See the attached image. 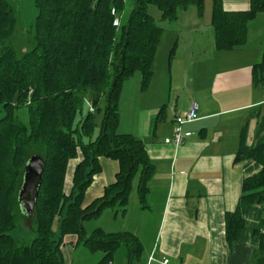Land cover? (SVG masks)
Segmentation results:
<instances>
[{"label": "trees", "instance_id": "16d2710c", "mask_svg": "<svg viewBox=\"0 0 264 264\" xmlns=\"http://www.w3.org/2000/svg\"><path fill=\"white\" fill-rule=\"evenodd\" d=\"M205 1L132 0L123 22L125 0H34L33 47L18 58L5 46L16 28L15 11L8 0H0V264H65L62 247L67 236L76 238L75 247L101 253L96 264L112 263L120 248L126 250L128 264L139 261L142 246L136 236L100 228L86 235L83 222L98 219L103 211L115 207V216H124L136 178L143 204L155 173L143 142L118 132L122 85L139 73L142 89L146 88L162 35L148 7H155L162 20L172 21L188 7L201 16ZM263 11L264 0H250L245 12H226L221 0H213L215 49L229 51L243 45L247 24ZM252 84L264 91V49L260 62L252 68ZM86 102H91L93 112L75 123ZM24 106L29 115L27 127L14 115ZM32 156L41 157L45 169L36 207L26 218L17 196L24 167ZM100 158L116 161L118 173L102 197L84 207L85 192L100 172ZM77 159L80 161L71 167ZM248 160L257 163L260 171L244 179L235 211L225 216L229 247L243 230L246 207H260L264 214V142L246 148L242 139L235 162ZM20 217L33 222L30 243L20 244L12 236ZM55 222L57 232L53 231ZM253 236L258 241L254 264H264V218Z\"/></svg>", "mask_w": 264, "mask_h": 264}, {"label": "crops", "instance_id": "0c3cea01", "mask_svg": "<svg viewBox=\"0 0 264 264\" xmlns=\"http://www.w3.org/2000/svg\"><path fill=\"white\" fill-rule=\"evenodd\" d=\"M212 2L205 1L201 16L188 7L172 21L162 20L158 11L159 45L167 40L169 53L159 64L156 52L145 89L136 73L122 85L118 132L141 140L155 168L143 204L137 191L129 196L123 225L115 231L131 233L140 242L142 254L136 264L164 260L168 264H254L258 241L253 231L264 218L262 209L246 207L243 230L232 247L225 238V216L235 211L244 179L260 171L254 161L235 162V158L242 139L246 148L264 142V91L252 84V68L264 49V11L247 24L243 45L217 51ZM221 2L226 12H245L250 4V0ZM192 102L198 105L197 120L183 125L182 131L189 135L175 147L174 119ZM99 165V174L85 192L84 207L115 182L118 163L100 158ZM69 240L73 245L76 238ZM67 249L62 247L65 264L75 251ZM112 264H128L124 248Z\"/></svg>", "mask_w": 264, "mask_h": 264}, {"label": "rangeland", "instance_id": "374dc122", "mask_svg": "<svg viewBox=\"0 0 264 264\" xmlns=\"http://www.w3.org/2000/svg\"><path fill=\"white\" fill-rule=\"evenodd\" d=\"M15 11L16 16V28L14 33L5 43V46L8 48H11L13 51H15L16 56L20 58L23 54H25L27 51L31 50L33 47V24L35 17L37 15V10L34 5V0H8ZM126 6L124 13L122 15V21L125 22L128 18L131 6H132V0H125ZM194 8V7H190ZM195 9V8H194ZM148 13L155 18V22L157 25H159L160 17L158 10L153 7H148ZM170 49V43L167 40H164L161 42V44L158 47L157 55L155 62H164L167 55L168 50ZM164 66V65H163ZM135 76L139 77V73H136ZM104 105V102L102 101L100 103V108H102ZM89 112V108L86 103H84L81 113L77 114L75 123H78L86 114ZM15 118L21 123L23 126H28L29 123V115H28V109L26 106L20 107L19 109L15 110ZM3 117V112L0 108V118ZM101 121V114L96 115V124L97 129L95 132V135L98 133L99 123ZM94 135V136H95ZM74 163V162H73ZM73 164L71 165V167ZM69 178L70 175H66L65 184H66V192H68L67 188L69 189ZM136 183L137 179H135L132 191L130 194V197L132 194L136 196ZM117 210V207L113 209H107L103 211V213L100 215L98 219H92L88 221L83 222V229L86 235H89L92 231H94L97 228L103 229L105 232H113L115 233L116 230H119L122 222H123V216H121L119 213L115 216V211ZM26 219V218H25ZM22 217H20L16 223V228L12 232L13 238L18 243H30L34 238V226L33 222L27 221ZM123 227V226H122ZM53 231L57 232V222L53 225ZM70 236H67L64 238L65 245L63 247L69 249H74V254L71 256L70 260H66L67 264H96L100 258L101 253H89L86 249H84L81 246L75 247L74 244L70 245ZM120 252H123V248L119 249L114 259L120 254ZM98 256H100L98 258ZM67 257V256H66ZM68 258V257H67ZM73 258V259H72ZM69 259V258H68ZM72 259V262H71ZM95 259V260H94ZM98 259V260H97Z\"/></svg>", "mask_w": 264, "mask_h": 264}, {"label": "water", "instance_id": "95a60500", "mask_svg": "<svg viewBox=\"0 0 264 264\" xmlns=\"http://www.w3.org/2000/svg\"><path fill=\"white\" fill-rule=\"evenodd\" d=\"M45 162L39 156L28 159L23 172V179L18 191L17 202L22 214L29 218L36 207L38 191L42 184Z\"/></svg>", "mask_w": 264, "mask_h": 264}, {"label": "built area", "instance_id": "2783aa9c", "mask_svg": "<svg viewBox=\"0 0 264 264\" xmlns=\"http://www.w3.org/2000/svg\"><path fill=\"white\" fill-rule=\"evenodd\" d=\"M114 25H118V22H116ZM89 112H93V107L91 105V102H86ZM197 114H198V105L196 102H192L188 108V110L181 116H178L174 119V130H173V136H172V144L175 147H179L183 144L184 139L189 135L188 133H184L182 131V127L185 124H189L197 120ZM152 259V258H151ZM112 264V263H109ZM161 264H168V261L164 260Z\"/></svg>", "mask_w": 264, "mask_h": 264}]
</instances>
